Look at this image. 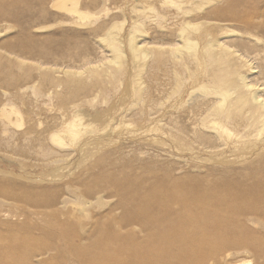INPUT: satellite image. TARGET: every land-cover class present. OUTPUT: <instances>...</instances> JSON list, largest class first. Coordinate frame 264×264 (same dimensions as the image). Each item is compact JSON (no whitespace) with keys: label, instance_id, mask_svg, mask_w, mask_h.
I'll use <instances>...</instances> for the list:
<instances>
[{"label":"bare ground","instance_id":"1","mask_svg":"<svg viewBox=\"0 0 264 264\" xmlns=\"http://www.w3.org/2000/svg\"><path fill=\"white\" fill-rule=\"evenodd\" d=\"M150 1L154 0H141L133 7L137 21L129 28L128 46L136 61L153 57L156 99L151 113L140 107L141 110L138 108L131 114L135 117L144 111L153 116L155 131L170 142L173 163L178 165L174 168L178 170L174 177L176 182L170 186L154 184L147 190L133 191L125 184L115 189L127 212L121 219L110 217L106 221L113 231H118L117 225L120 231L123 229L137 239L135 243L111 241L108 248L116 249L118 254L101 258H95L90 253V245L84 241L90 242V211L78 215L76 209L87 208L90 203L100 204L102 190L90 187V181L84 192L67 183V194L60 201L66 212L76 217L73 218H84L74 241L69 237L67 245L83 253H67L64 245L54 242L31 247L27 264H246L250 259H243V262L232 259L234 251L239 250L252 253L255 264H264V0H163L162 5L175 8L170 16L171 24L166 23L168 10H157L151 18L149 13L155 12V8ZM53 2L56 8L70 14L90 16L79 8V0H55L51 5ZM148 19L155 24L156 32L150 46V42L138 39L146 35ZM125 20L115 23L108 35L101 38L112 52L103 59L118 65L111 72L115 80L120 78L124 68L121 59L125 50L117 34L123 30ZM22 41H19L20 46L26 47ZM10 50L0 46V55L7 53L11 58L8 65L0 68V141L8 143L14 138L16 142L26 139L30 134L29 129H14L22 121L17 100L28 93V90L23 93L25 89L21 85L24 83L18 84L16 90L13 86L14 92L1 90L19 80L15 68H21L26 60L21 57L22 51L19 56V52L13 55ZM45 55L48 56V52ZM32 67L34 65L28 66V72ZM60 69L67 79L55 80L56 85L65 82L75 95L88 89L83 73L99 81L105 74L90 61L79 68L64 65ZM163 70L170 84L165 99L161 95ZM137 84H131L129 92L136 97L132 99L142 100V87ZM31 90L35 95L41 94L37 85L31 86ZM56 93L62 102L67 101L63 93ZM3 95H6L5 101L1 99ZM27 99L23 102L25 107L32 103ZM83 114L89 112L80 109L71 120L61 123V129L58 125L60 130L48 134L54 147L44 151L65 152L68 143L78 141L90 126L84 127L80 117ZM102 129H92L84 140L86 145L94 142ZM188 154H196L209 163L188 169L185 157ZM63 157L68 158V155ZM30 200L41 201L38 198ZM133 202L137 204L131 206ZM2 203L5 201L0 196V205ZM50 216L57 223L56 213L51 212ZM68 218L64 223L74 226L73 219ZM48 253L52 256L43 258ZM0 264L6 263L2 260Z\"/></svg>","mask_w":264,"mask_h":264},{"label":"rangeland","instance_id":"2","mask_svg":"<svg viewBox=\"0 0 264 264\" xmlns=\"http://www.w3.org/2000/svg\"><path fill=\"white\" fill-rule=\"evenodd\" d=\"M52 1L55 0L51 2L50 0H0V46H3V50L11 49L13 55L19 52L17 55L21 56L20 51H22L21 57L26 58L21 68H15L16 75L20 76L19 80L1 90H6L7 93L14 92L18 84L24 83L21 85L25 89L23 93L27 90L28 93L22 94L23 96L17 100L22 110V121L20 120V124L14 129L30 130L28 137L18 142L15 138L9 143L0 141V196L5 201L0 205V261L3 260L6 264H10V261L11 264H27L31 247L52 245L54 242L64 245L67 253L77 252L81 255L83 251L67 245V240L71 237V241H74L80 225L84 223V218L75 219L71 212L69 215L60 198L67 194L65 185L77 186L84 192L89 181L90 187L102 190L100 193L102 202L90 203L87 208L76 209L78 215L90 211V242L84 240L85 244L90 245V253L95 258L117 255L119 251L108 248L111 241L118 239L122 242L135 243L137 238L135 235L125 233L123 229L120 231V226L117 225L115 227L120 232L113 231L109 226L110 222L106 221L110 217L121 219L127 212V209L121 206V197L115 189L122 184L133 191L147 190L154 184L170 186L176 182L174 177L178 172V170L174 171L178 165L173 163L170 142L165 136L157 134L153 116L146 113L152 112L156 99L154 79L156 70L153 57H148L146 61L143 59L136 61L129 51V28L137 21L133 7L140 4L141 0H79V8L89 12L88 17L70 14L58 6L56 8L54 2L51 5ZM149 4L155 8V12L149 13L151 18L157 10H168L169 19L166 23H172L170 16L175 11L174 7L169 9L167 5H162L163 0L150 1ZM124 20L126 21L124 28L117 34V39L122 42L126 53L121 59L124 64L123 75L121 73L120 78L115 80L111 72L118 65L103 59L104 56H111L112 52L101 38L108 35L115 23L121 24ZM146 30V35L143 37L138 35V39L146 43L150 42L148 46L153 45L156 34L155 24L149 19ZM164 37L168 38L167 35ZM9 41H11L10 48L7 46ZM19 41L24 42L26 47H21ZM33 46L36 49L40 48L36 52ZM47 52L48 56L45 55ZM9 59L11 58L7 53L0 55V68L5 64L8 65ZM86 61H90L99 71H105L100 81L94 76L83 73L88 89L76 95L65 82L56 85L55 80L67 79L61 67L67 65L79 68L84 66ZM39 63L42 65L39 66ZM32 65L34 67L28 72V66ZM139 73L140 75L136 76ZM134 77L137 80L134 81ZM161 77V95L165 99L170 86L165 70L162 71ZM133 83H140L142 100L132 99L135 96L129 90ZM33 85L38 86L41 94H33L31 90ZM13 86H16L15 90ZM56 92L63 93L67 101L62 102ZM3 97L1 99L5 101L6 95ZM25 99L32 103L25 107L23 104ZM140 107L146 112L142 110L143 114L132 116V111L141 110ZM80 109L89 112L80 117L84 127L89 124L91 127L83 131L78 141L68 143L67 151L45 152V148L54 147L53 142L47 138L48 134L53 130H60L61 123L64 120H71L74 113ZM143 117L146 118L143 120ZM101 127L103 129L98 138L87 144L90 147L87 146L84 141L86 135L92 129ZM67 155V159L63 157ZM57 156L62 158H59L61 161H55L59 160ZM185 157L189 162L188 169L194 165L204 167L209 163L196 154H188ZM33 198L41 201H31L30 199ZM136 204L133 202L131 206ZM69 208L72 210L71 207ZM51 212L56 213V221L59 225L50 216ZM67 218L73 219L74 226L64 223ZM234 252L232 259H239L242 262L243 259H250L246 264H255L256 258L252 253L244 250ZM49 254L51 253L43 258H50L52 255Z\"/></svg>","mask_w":264,"mask_h":264}]
</instances>
